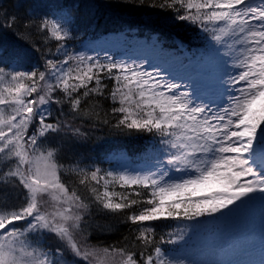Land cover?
Listing matches in <instances>:
<instances>
[{"label": "snow or ice", "instance_id": "6c2138e0", "mask_svg": "<svg viewBox=\"0 0 264 264\" xmlns=\"http://www.w3.org/2000/svg\"><path fill=\"white\" fill-rule=\"evenodd\" d=\"M127 2L171 13L169 22L198 33L225 65L220 98L198 95L146 59L70 50L69 15L37 24L3 10L0 28L29 30L26 42L39 32L58 44L44 52L34 42L41 63L31 69L22 55L0 49V264H186L162 244L182 241L187 231L158 241L150 222H192L264 193V0ZM102 100L111 105L103 117L96 111ZM98 125L147 134L151 165L82 166L74 150ZM65 153L73 156L67 165ZM9 192L17 203L3 210ZM125 213L135 226L131 239L89 243L95 214ZM48 237L58 246H45Z\"/></svg>", "mask_w": 264, "mask_h": 264}, {"label": "trees", "instance_id": "16d2710c", "mask_svg": "<svg viewBox=\"0 0 264 264\" xmlns=\"http://www.w3.org/2000/svg\"><path fill=\"white\" fill-rule=\"evenodd\" d=\"M3 10L9 14L15 13L27 20L29 17L37 24L43 18L55 19L62 13L70 16L71 38L67 44L68 48L78 51L80 43L84 39L95 40V37L102 35H113L124 33L128 39L154 37L167 49H175V41H182L183 45L190 48L200 47L202 40L198 33L188 26H180L169 22L168 17L171 13H163L159 9L149 7H137L135 2L127 0H0V19L3 17ZM27 13L25 16L24 13ZM29 30H22L19 27L0 28V49L4 54H20L23 57V66L31 69L33 66L41 63L40 54L33 51V43L39 41L36 47L41 51H55L58 42L52 39H45L44 34L33 32L27 37L28 42L22 36ZM94 38V39H93ZM43 68H40L41 70ZM109 88L111 82H108ZM91 101L84 107L90 108ZM102 108L96 111L101 113H110L108 101H100ZM54 116H60L53 112ZM65 120H71V117H62ZM110 118V116H109ZM77 126H81V121H73ZM83 127H89L83 124ZM153 140L147 135H133L126 131L118 130L111 125H98L89 134L86 141L79 144L75 152V160L81 162L82 166H98L102 169L107 167L108 152L117 149H124L130 157H135L141 152H145L150 147ZM62 163L73 162L72 154H63ZM66 183H73L74 178L64 174ZM119 191V187H117ZM83 188L78 190V194H84ZM7 206L11 207L17 203L14 193L7 194ZM95 214L90 221L92 227L89 231L92 237L90 244L98 247L109 245H123L126 238L131 239L135 231V226L125 223L124 216ZM174 221H154L148 226L154 227L156 238L159 241L161 236L166 240L169 230ZM50 247L58 246L57 242L48 237ZM167 243H163L165 247Z\"/></svg>", "mask_w": 264, "mask_h": 264}, {"label": "rangeland", "instance_id": "374dc122", "mask_svg": "<svg viewBox=\"0 0 264 264\" xmlns=\"http://www.w3.org/2000/svg\"><path fill=\"white\" fill-rule=\"evenodd\" d=\"M91 39L78 43L80 47L77 50L87 51L89 47H94L108 51L115 59H146L149 66H157L177 80L190 82L198 95L212 96L208 99L220 98V81L225 65L211 47L205 49V41L200 47L189 49L183 45L181 49L166 51L155 39L128 40L123 33ZM9 114L6 109L5 115ZM153 155L155 153L151 150L144 152L140 162L134 163L132 158L117 149L105 155L108 160L105 169L115 170L118 164L124 163L130 167H148ZM3 210H11V207ZM181 228L187 231L184 239L163 248L173 258L184 259L186 264H264V193L250 194L243 201L211 217L192 222L174 221L170 232H179ZM50 244L46 238L45 246Z\"/></svg>", "mask_w": 264, "mask_h": 264}]
</instances>
